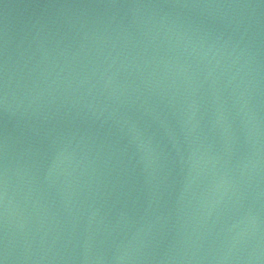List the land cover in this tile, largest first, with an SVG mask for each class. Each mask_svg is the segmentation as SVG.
<instances>
[{"label": "water", "instance_id": "obj_1", "mask_svg": "<svg viewBox=\"0 0 264 264\" xmlns=\"http://www.w3.org/2000/svg\"><path fill=\"white\" fill-rule=\"evenodd\" d=\"M0 264H264V0H0Z\"/></svg>", "mask_w": 264, "mask_h": 264}]
</instances>
